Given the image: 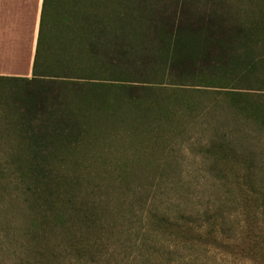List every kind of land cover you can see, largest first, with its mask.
Listing matches in <instances>:
<instances>
[{"label": "trees", "instance_id": "1", "mask_svg": "<svg viewBox=\"0 0 264 264\" xmlns=\"http://www.w3.org/2000/svg\"><path fill=\"white\" fill-rule=\"evenodd\" d=\"M186 88L225 90L227 108L264 131V0H44L32 76L0 77V193L11 186L27 206L26 264L105 263L136 179L112 141L125 140V127L150 140L177 129L178 116L201 117ZM206 152L220 181V166H245L234 183L246 237L227 246L264 264L253 156L222 142ZM182 217L154 214L147 229L177 250L200 233ZM136 256L159 263L157 250Z\"/></svg>", "mask_w": 264, "mask_h": 264}, {"label": "rangeland", "instance_id": "2", "mask_svg": "<svg viewBox=\"0 0 264 264\" xmlns=\"http://www.w3.org/2000/svg\"><path fill=\"white\" fill-rule=\"evenodd\" d=\"M178 90L200 105L201 117L178 116L177 129L171 132L166 129L160 137L150 140L143 133L144 127L140 126V131L132 136L125 127L122 133L125 140L112 141L115 159L120 156L136 179L128 197H123L129 203L126 206L128 214L121 220L125 226L124 235L116 241L118 243L115 240L107 243L110 255L104 264H155L154 257L148 258L152 250H157L158 264H255L231 252L227 246L239 244L246 237L241 215L242 194L234 183L235 175L243 174L245 166L240 163L220 166L228 177V181H220L211 170L213 158L206 150L213 143L222 142L227 150L230 148L239 156H253L254 188L263 193L264 131L227 108L225 90ZM6 159L0 156V164ZM86 165L92 173L97 172L95 165L90 168L93 163ZM113 172L112 168L108 172V181L105 180L108 184L114 181ZM13 189L9 186L0 193V264L32 262L26 252L24 234L27 206L23 198L10 197ZM105 190L101 191L104 196L108 195ZM154 214L179 219L190 217L197 220L200 233L187 245L180 240L176 250V242L147 229ZM262 219L264 221V217ZM122 242L126 244L123 248ZM112 253H116L115 258ZM138 254L150 263L141 258L136 260Z\"/></svg>", "mask_w": 264, "mask_h": 264}, {"label": "crops", "instance_id": "3", "mask_svg": "<svg viewBox=\"0 0 264 264\" xmlns=\"http://www.w3.org/2000/svg\"><path fill=\"white\" fill-rule=\"evenodd\" d=\"M44 0H0V77H30Z\"/></svg>", "mask_w": 264, "mask_h": 264}]
</instances>
